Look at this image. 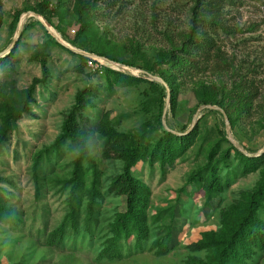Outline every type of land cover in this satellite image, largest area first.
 Instances as JSON below:
<instances>
[{"label": "rangeland", "instance_id": "obj_1", "mask_svg": "<svg viewBox=\"0 0 264 264\" xmlns=\"http://www.w3.org/2000/svg\"><path fill=\"white\" fill-rule=\"evenodd\" d=\"M107 1L52 0L48 10L37 15L78 52L86 49L100 59L111 58L118 64L127 62L149 66L165 45L160 35L164 27L172 30V39L178 42L173 34L188 28L189 9L194 3V0H119L114 8L107 9ZM40 2L0 0V53L10 45L21 17L27 13L36 14ZM85 3L92 4L93 10L79 34L76 11ZM227 19L226 25L233 30L229 34L219 32L216 42L234 64L235 71L247 79H254L261 91L258 113L252 114L251 120L241 118L243 124L235 123L234 129L228 122L227 128L230 138L248 154L263 153L264 4L246 0L232 9ZM41 27L44 26L39 20L29 16L15 45L12 69L0 68V135L4 120L20 109L19 102L24 92L34 88V102L14 123L0 145V208L15 215L14 222H5L0 214V264H186L189 258L205 260L207 250L196 249L195 246L205 235L223 229V222L232 219L231 210L243 209L246 205L244 196L256 189L263 169L235 177L209 202L204 189L185 186L189 175L207 164L210 151L217 143L220 144L212 156V163L223 158L228 150V144L222 142L224 135L232 145L221 112L201 110L192 128H197L194 142L172 165L162 167L139 162L133 168V176L149 188L147 214L151 240L163 237L171 225L169 252L159 256L147 249L142 252L132 250L120 261L99 260L104 237L117 215L125 209L124 197L110 188L123 166V162L115 157L116 153L120 145L131 143L137 133L153 125L151 114L157 109L143 106L142 102L148 95L145 93L149 91L146 83L120 86L111 81L113 86L109 89L102 74H96L84 62V56L63 47L51 35L53 41L49 40ZM72 41L78 47L70 44ZM38 52L42 54L36 60ZM40 62L46 66V80H43ZM98 64L102 68L149 81L140 72L144 70L129 67L130 70H123L102 62ZM160 71L164 75L169 74L165 68ZM232 75L228 72L215 77L206 73L179 86L174 109L171 108L169 88L167 97L165 87L160 84L166 92L163 109L166 103L168 105L165 123L171 124L174 132L184 130L186 133L196 110L203 106L199 105V97L206 93L221 98L222 86L224 83L231 85ZM89 88L92 107L82 112L79 131L89 137L90 142L92 140L91 156L100 171L102 198L90 228L84 229L87 226L84 201L80 209L79 232L69 233L60 246H52L47 241L65 216L68 190L64 182L69 178L71 162L77 153L66 149L67 142L60 157L56 153L43 154L62 135L64 119L74 106L77 95L82 91L87 93ZM154 95L151 93L150 98ZM157 103L156 106L159 105ZM97 116L105 117L109 123L103 132L105 135H110L113 130L124 132L125 138L121 137V142L112 138L105 144V136L101 138V133L96 132L94 126ZM39 155L40 170L37 174L32 167ZM230 160L234 167L236 162ZM33 176H38V186ZM162 210H168L166 217L153 223ZM259 216L264 221V207ZM250 264H264V248L253 256Z\"/></svg>", "mask_w": 264, "mask_h": 264}, {"label": "trees", "instance_id": "obj_2", "mask_svg": "<svg viewBox=\"0 0 264 264\" xmlns=\"http://www.w3.org/2000/svg\"><path fill=\"white\" fill-rule=\"evenodd\" d=\"M51 1L41 0L36 14L43 15L44 11L48 10L51 5ZM244 1L246 0H194L192 7L189 9L188 28L173 34L177 37L178 42L172 39L170 34L172 30L167 26L164 27L165 30L160 35L163 36L165 45L156 54L152 65L139 66L127 62H121L120 64L129 68L144 70L146 73L163 80L170 90L172 109H174L179 86L192 82L195 78L205 76L206 73L216 77L232 72L231 85L227 86L224 83L222 86V97H212V95L204 93L199 97V105L217 106L224 112L228 122L234 129L236 124H243L241 118H250L251 120V115L258 113V109L261 107L259 106L261 91L255 84L254 79H247L238 74L226 52L216 42V36L219 32L224 34L232 32L233 28L226 25L227 14L229 15L232 9L241 6ZM249 1L264 4V0ZM118 2L120 1L108 0L105 2L106 8H114ZM91 10H93L92 4L89 3L78 7L76 13L80 25L79 34L83 32L84 27L87 25V16ZM41 29L44 31L45 36L53 41L46 29L44 27H41ZM70 44L78 47L75 41L70 42ZM15 48L16 46L8 55L0 58V68L4 70L12 69V62L16 55ZM83 50L85 53H91L86 49ZM41 54L38 52L35 59H40L38 56ZM82 59L85 63L87 62L85 57H82ZM108 59L117 63L114 59ZM40 63L42 64L43 80H46L48 74L46 66L43 62ZM161 68L167 69L169 74L164 75V72L160 71ZM95 72L96 74H102V78L106 81L109 89H112L113 86L111 81L117 82L120 86L135 82L146 83L149 91L145 93L148 95L142 102L143 106L152 109L156 107L157 109L151 114L154 120L153 125L137 133L131 143L120 145L116 153L115 157L123 162V166L121 173L112 182L110 188L124 197L125 209L117 215L111 224L109 232L100 245L98 259L106 262H116L123 259L126 254H130L132 250L133 252H142L145 249L159 256L166 255L169 252L171 225L170 230L163 237L151 240L147 214L150 192L145 184L133 176V168L139 162H147L149 165L159 164L162 167L172 165L192 145L197 128L181 136L172 133L174 128L168 122H166L168 131L164 129L162 109L166 92L159 83L130 77L109 68H101ZM33 92V87L26 90L19 102L20 109L14 116L7 117L4 120L0 145L5 141L8 133L11 132L14 123L29 110V105L34 102ZM151 93L155 94V97L150 98ZM90 97V88L87 89V93L82 91L77 95L74 106L64 119L62 135L43 154L49 156L56 153V156L60 157L64 153L62 147L67 142L66 149L77 153L76 158L71 162L69 178L64 182V187L68 190L65 216L63 221L52 231L47 241L52 246H60L69 233L76 234L79 232L80 209L84 201V222L87 224L84 229L90 228L95 212L99 208V200L102 198L100 171L91 156L92 140L90 142V138L83 136L84 134L79 131L82 112L85 108L92 107ZM157 102L159 105L156 106ZM208 112L216 113L214 111ZM108 125L109 123L105 117H96L94 126L96 132L101 133V138L104 139L103 136H105L104 143H110L112 138L121 142V137L125 138L126 135L124 132L112 130L110 135L103 133ZM175 133L183 134L184 130ZM222 142L228 144V150L220 159L221 161L212 163V156L218 151L220 144L217 143L210 151L207 164L191 173L185 186L194 185L196 188L204 189L206 201L209 202L224 187H227L235 177L248 175L262 168L261 179L256 189L244 196L246 205L243 209L231 210L233 212L232 219L223 222V229L218 233L213 232L205 235L202 241L195 246L196 249L207 250V258L205 260L189 258L186 264H250L253 256L264 248V221L259 216L264 207V152L255 157H252L253 154L246 156L229 144L225 135L222 137ZM238 146L242 148L240 145ZM242 149L245 151L244 148ZM39 157L40 155L32 167L34 173L37 174L40 170L38 169ZM230 159L236 162L234 167L230 164ZM88 174H90L89 184H87ZM33 179L35 185L38 186V176H33ZM167 212L168 210L160 211L153 219V223L164 219ZM0 214L4 216L5 222H14V213L0 208ZM173 216L174 213L172 218Z\"/></svg>", "mask_w": 264, "mask_h": 264}, {"label": "water", "instance_id": "obj_3", "mask_svg": "<svg viewBox=\"0 0 264 264\" xmlns=\"http://www.w3.org/2000/svg\"><path fill=\"white\" fill-rule=\"evenodd\" d=\"M29 16H32L34 17L35 19L39 20L41 22V24L44 26V28L46 29V31L60 44L62 45L63 47L69 49L70 51L72 52H76L82 56H84L85 58H98L96 57L95 55L93 54H88V53H85V52H78L77 50H75L73 47H71L70 45H66L63 41H61L54 33V31L51 29L50 26H48L42 19L41 17H39L37 14L35 13H27L26 15L22 16L19 23H18V28L15 32V35L10 43V45L7 47V49L3 52V53H0V58L6 56L12 49L13 47L15 46L17 40H18V37L20 35V32L21 30L23 29L25 23H26V19L29 17ZM100 59V58H98ZM103 61L109 63L110 65H112L114 68H122L123 70H129L128 67L124 66V65H121V64H118V63H115V62H111L107 59H102ZM141 73H143L144 75H146L145 77L149 80V81H152V82H157L161 85H163L167 91V97L169 95V92H168V87L167 85L163 82V80H161L160 78L156 77V76H153L151 74H148L144 71H140ZM167 103L163 109V113H162V125L164 127V129L168 130L167 126H166V123H165V115H166V112H167ZM217 110V111H220L223 115V118H224V121H225V126H226V134L228 136V139L229 141L232 143V145L238 150L240 151L241 153H243L244 155L246 156H250L249 154H247L242 148H240L231 138H230V133H229V130L227 128L228 126V121H227V118L224 114V112L222 110H220L218 107L216 106H210V105H204V106H201L199 107L197 110H196V115L195 117L193 118L192 122H191V126L189 127L188 131L186 133H183V134H180V133H175V132H172L174 133L175 135H178V136H181V135H184V134H187L189 133L193 126L195 125L196 121H197V115L200 113L201 110ZM264 151V150H263ZM262 151V152H263ZM261 153V152H260ZM260 153L258 154H254L252 155V157H255V156H258Z\"/></svg>", "mask_w": 264, "mask_h": 264}, {"label": "built area", "instance_id": "obj_4", "mask_svg": "<svg viewBox=\"0 0 264 264\" xmlns=\"http://www.w3.org/2000/svg\"><path fill=\"white\" fill-rule=\"evenodd\" d=\"M87 59V65L89 68H91L93 71L100 70L102 67L98 64V62H101L97 58H86Z\"/></svg>", "mask_w": 264, "mask_h": 264}, {"label": "bare ground", "instance_id": "obj_5", "mask_svg": "<svg viewBox=\"0 0 264 264\" xmlns=\"http://www.w3.org/2000/svg\"><path fill=\"white\" fill-rule=\"evenodd\" d=\"M42 19V18H41ZM43 20V19H42ZM44 21V20H43ZM45 22V21H44ZM54 31V30H53ZM55 35L61 40L63 41L66 45H68L64 40L61 39V37L58 35V33L56 31H54ZM102 63H105L107 65H110L109 63L103 61L102 59H99ZM111 67H113L112 65H110ZM130 70V69H129Z\"/></svg>", "mask_w": 264, "mask_h": 264}]
</instances>
